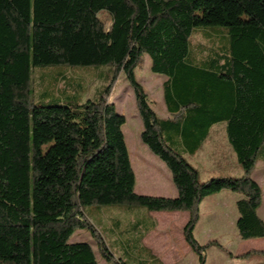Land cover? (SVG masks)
<instances>
[{
    "label": "trees",
    "instance_id": "1",
    "mask_svg": "<svg viewBox=\"0 0 264 264\" xmlns=\"http://www.w3.org/2000/svg\"><path fill=\"white\" fill-rule=\"evenodd\" d=\"M208 26L225 27L226 44L214 41L203 47V59H189L195 28ZM145 54L153 72L168 76L164 99L173 119L157 114L137 79ZM62 63L111 65L113 81L97 99L77 98V83H70L63 99L33 102V68ZM120 73L135 94L141 139L168 166L176 197L135 191L127 119L109 99ZM219 122L226 124L243 174L203 180L176 143L195 152ZM259 160L264 0H0V264H100L89 242L71 241L79 229L90 232L107 263L128 264L85 212L90 204L123 203L148 212L189 211L186 241L199 264H207L208 248L221 246L195 235L200 204L209 195L241 193L239 236L264 237L262 189L252 176ZM142 238L136 250H146ZM135 253L136 264H164L151 253L139 261Z\"/></svg>",
    "mask_w": 264,
    "mask_h": 264
},
{
    "label": "rangeland",
    "instance_id": "2",
    "mask_svg": "<svg viewBox=\"0 0 264 264\" xmlns=\"http://www.w3.org/2000/svg\"><path fill=\"white\" fill-rule=\"evenodd\" d=\"M112 22V17L108 16L107 26L110 27ZM195 30L196 31L192 34L193 42L190 47L191 53L189 59L191 60L196 61L203 59V47L213 45L214 41H217L218 45L226 44V40L223 36V32L226 28L223 26L200 27L195 28ZM195 49H199V51L193 53ZM136 76L145 90L147 89L146 92L152 100V107L159 114L161 109L163 110V108L166 107L163 99V87L157 82L161 80L163 74L151 70V58L148 54L144 55L142 63L136 68ZM153 77L157 79V81H155L156 79L154 80L155 83H151L154 79ZM112 81L113 69L111 65L71 66L62 63L37 66L32 70L34 90L31 93V98L33 102L36 103L44 99L54 101L58 96L60 99H63L65 96V88L68 87L70 83H77V98L83 94V101L87 99H97ZM69 91L71 90L69 89ZM109 99L116 104L118 112L126 116L127 120L123 125V132L125 134L129 153H131L133 149L132 138L135 135L136 138L141 140L138 131H141L143 123L138 113L134 91L125 73H120L115 80ZM161 105L164 107H161ZM222 124L224 130L220 127ZM214 133L223 137L225 135L224 138L228 142L225 123L215 125L214 129L210 131V136ZM207 140H209V138ZM141 142L146 146L142 140ZM226 153H229L228 150H226ZM152 154L154 153L152 152ZM233 154L236 158V163L232 164L229 159L227 165H225L226 168L224 170H217L214 175L241 176L243 174L242 166L238 163L234 151ZM159 160L161 159L159 158ZM135 161L136 160H133L132 166L137 176L140 171L145 172V174L149 172L153 174L154 170L152 168H149L146 164H144L145 167L143 165H138V168ZM258 167L260 168V165ZM201 178L205 180V177L202 175ZM135 191L137 192L136 186ZM228 191L231 192V190ZM233 208L236 215H239L237 207L234 206ZM143 211L148 212L147 209L141 205L128 203L108 205L90 204L85 207L87 216L101 232L113 254L117 258L126 261L128 264H136L135 252L138 246L137 238L139 234L137 229L133 226V222L145 217ZM218 214L220 221L226 220L228 217L231 218L230 212L228 213V211L219 210ZM230 218H228L229 222ZM145 221L146 225L150 226L152 224L147 217H145ZM233 226L237 229L236 223L233 224ZM203 231H207V229H200L196 236L198 240L201 239L202 243L214 240L221 244V246L213 245L208 248L207 264H264V254L256 252L264 250V241H247L252 238L242 239L238 234L234 236L231 235L227 238L228 240H223V242H221L219 240L220 237L210 235L208 232L205 233ZM78 240L87 241L93 246L100 264H109L99 253L97 243L88 230H77L73 234L71 241ZM127 245H129V247ZM196 264H199L198 260Z\"/></svg>",
    "mask_w": 264,
    "mask_h": 264
},
{
    "label": "crops",
    "instance_id": "3",
    "mask_svg": "<svg viewBox=\"0 0 264 264\" xmlns=\"http://www.w3.org/2000/svg\"><path fill=\"white\" fill-rule=\"evenodd\" d=\"M161 77L160 81H157V79L153 77L154 79L152 78L153 81H151V83L157 81L158 84L160 83L163 87L168 76L163 75ZM161 107L164 106L161 105ZM164 108L163 110L161 109L159 114H157L163 119H173L167 105ZM219 123H216L215 125ZM215 125L211 127V130L214 129ZM220 127L224 130L223 124ZM142 130L143 127L141 131H138L140 138ZM224 137L215 133L212 134V137L209 138V140H206L199 150L195 152H191L182 142H180V140L176 144L185 157H187V159L198 168L201 175L204 176L205 179H208L212 176H222L221 174H214L217 170H224L229 159L232 164L236 163L232 147ZM141 140L136 138L135 135L132 138L133 149L132 152L129 153V155L131 154V163L133 165V160H136L135 162L137 166H144V164H146L149 168H152L154 172L153 174H151V172L145 174V172L140 171L138 176L136 175L135 186L137 193L176 197L178 195V189L173 182L172 174L168 166L162 159L163 162L159 160L158 156L152 154L149 147L142 144ZM226 150H228V154L226 153ZM259 165L260 168L258 167ZM252 176L262 189V203L258 212L264 220V161L259 160L257 162ZM242 197L243 195L241 193L235 191L229 192L228 190H222L218 193L207 196L200 204L201 217L196 226L195 235L197 236V232L199 233V230L203 228L207 229V231L203 232H208L210 235L220 237L219 240L221 242H223V240H228L227 238L231 235H238V228L235 229L233 224L236 223L237 226L239 215H236L233 207L236 206L237 201ZM219 210L228 211V213L230 212L231 218L228 217L230 218V222L228 221V218L223 221L219 220ZM143 213L145 214V217L149 218L152 224L150 226L146 225L145 217L143 220H136L135 223H133L137 228L138 234H143L142 245L146 248V250H142V248L139 247L136 250L137 260H145L151 253L164 264H196L197 260L199 262L197 255L193 254L194 252L186 241L184 235V226L190 217L189 211H143ZM199 241L202 243L201 239H199ZM247 241H264V237L252 238ZM127 246L129 247V245Z\"/></svg>",
    "mask_w": 264,
    "mask_h": 264
}]
</instances>
